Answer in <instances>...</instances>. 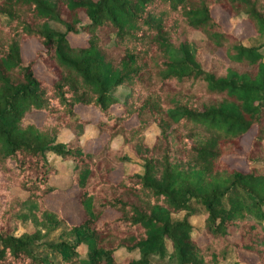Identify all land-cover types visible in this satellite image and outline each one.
Listing matches in <instances>:
<instances>
[{"label": "trees", "instance_id": "16d2710c", "mask_svg": "<svg viewBox=\"0 0 264 264\" xmlns=\"http://www.w3.org/2000/svg\"><path fill=\"white\" fill-rule=\"evenodd\" d=\"M214 6L251 24L249 46ZM31 38L50 83L22 59ZM79 105L102 117L93 151ZM252 129L250 167L229 168L223 157ZM64 130L73 139L59 140ZM129 153L143 171L113 180ZM56 159L73 164L64 189L84 214L74 224L44 203L62 186L51 183ZM18 221L32 230L16 233ZM241 253L264 264V0H0V264H221Z\"/></svg>", "mask_w": 264, "mask_h": 264}, {"label": "rangeland", "instance_id": "374dc122", "mask_svg": "<svg viewBox=\"0 0 264 264\" xmlns=\"http://www.w3.org/2000/svg\"><path fill=\"white\" fill-rule=\"evenodd\" d=\"M212 15L216 18L217 21H219L224 29L235 36L239 37L243 44L246 46H249L252 41H249L250 36L254 34L253 28L251 24L245 20H242L241 17H235V18H229L228 14L218 6H214L212 9ZM51 26L56 28L57 30L63 31L64 28L55 22H50ZM196 38H202V35L200 33H195ZM70 40L79 42V40L73 36H70ZM77 39V40H76ZM73 44H76L73 42ZM39 51L43 53V47L40 44L38 40L35 38H31L26 41L22 48V59L24 62H27L29 60H35L33 69L36 73V75L46 82L50 83L52 81V77L50 73L48 72L45 64L41 61V56L38 54ZM77 113L83 118L91 121L89 124H87L84 127L83 133L80 136V142L84 145L85 150L87 151H93L96 148H98L105 140L106 135L100 134L99 129L96 126L97 119L101 117L100 113L91 106H82L79 105L76 107ZM117 111V110H116ZM28 117L30 119H33L37 122H40L43 118V115L41 114H29ZM102 118V117H101ZM255 133V129H252L250 133H248L246 136L242 139V148L243 151L241 153L235 154V155H226L223 157L224 164L227 165L229 168L238 169L241 171H247L250 167V163L245 158V152L248 150V147L250 145V142L252 140V137ZM74 135H72L69 131L64 130L59 135V140H63L64 142L69 141L73 139ZM156 137V129L154 125H151L145 133V142L149 145H151ZM121 143V139L117 138L113 140L112 145L113 147L117 148ZM129 155H131L129 153ZM131 161L124 165L123 170L120 168L115 173L112 174V179L117 180L121 178L122 173H135V172H142V162L137 160L136 157L131 155ZM55 165L57 167V174L53 175L51 177V183H56L62 185L60 189L51 192L47 194L44 197V203L45 205L63 215L65 219L71 223H77L84 219V214L81 210V207L74 196L75 188L68 189L65 191L64 187L67 186L71 173L72 168V162H61L58 159L55 161ZM16 195H18L21 198H25L28 196V192L21 189L20 187L14 186L11 189ZM184 213L180 215H174V218L182 216ZM116 214L109 211L105 215V218H113ZM190 221L192 225L195 228L194 234L197 237V240L199 244H204L207 239L208 235L204 231V215L201 210H198L193 214V216L190 217ZM25 230H32V225L29 223H23L21 221L17 222L16 225V233H21ZM56 234L51 235L52 237H55ZM78 252L81 256L86 255V247L85 246H79ZM128 253L124 250H120L117 252V258L123 259L125 256H127ZM256 260L252 258L249 254L241 253L238 260L231 258L227 260L226 262H223L221 264H254Z\"/></svg>", "mask_w": 264, "mask_h": 264}]
</instances>
